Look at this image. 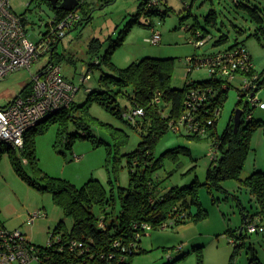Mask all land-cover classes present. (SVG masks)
I'll return each mask as SVG.
<instances>
[{
  "label": "rangeland",
  "instance_id": "1",
  "mask_svg": "<svg viewBox=\"0 0 264 264\" xmlns=\"http://www.w3.org/2000/svg\"><path fill=\"white\" fill-rule=\"evenodd\" d=\"M11 0L13 11L28 20V30L31 39L39 40L51 30L57 19V13L48 0ZM145 0H117L113 4L102 7L100 0H86L87 7L93 10V21L83 22L77 28L69 31L59 46L58 53L65 54L75 60L74 64L63 60V73L80 88L76 94L72 117L86 120L91 125L94 138L75 139L73 148L69 149L66 142H58L61 126L67 125L70 134H83L68 117L56 115L53 119L39 125L38 131L31 132V143L35 146L36 160L28 161V155L22 150L9 152L6 146H0V212L1 218L10 230H21L37 246H47L52 239V233L61 221L65 222V229L71 231L74 221L65 215L62 207L58 206L50 192H39L32 187L19 172L26 173L35 181L40 182L42 175L68 180L77 187H83L93 179L99 180L109 195L118 196L120 187L130 184V169L124 156L135 151L142 142V132L131 123L108 112L103 106L91 103L88 108L83 107L89 98L90 90L101 87L102 71L94 69L92 79L88 83L82 82L88 65L98 59H92L88 53V45L93 38L105 40L102 55L112 45L109 37L117 40L126 32L125 41L113 55V62L119 68H126L133 62L145 57L173 58L175 69L173 73V88L181 89L187 82H206L210 80L208 68L195 67L191 70V60L194 57L201 60L211 53L227 49L236 42L243 43L253 58L258 73L264 71V32L256 35L262 24L253 19L243 8L237 7L232 0H160L161 5L156 9L166 12L152 14V9L140 11ZM245 4L258 8L264 20V0H245ZM211 10L218 13L217 25H206L205 17ZM83 15V9H78ZM189 14V18L182 20ZM201 22L209 31L206 45L198 48L195 36L185 28L193 24L194 20ZM241 30L242 32H238ZM162 34V41L155 45L148 42L154 32ZM222 34L230 40L224 45L215 46ZM52 56L48 54L29 69H23L8 76L0 82V107L13 102L24 90L29 91L32 74L51 63ZM101 59V58H99ZM58 62V61H57ZM105 70H107L104 67ZM85 70V71H84ZM242 80L238 77L233 82L229 97L224 104L217 124V132L222 134L240 107L239 90ZM258 106L254 108L255 119L264 121V88L256 93ZM119 102L123 111H131L132 106L126 96H120ZM250 103V96L243 98L242 108ZM91 117L99 120H92ZM126 121H128L126 119ZM100 122L104 123L102 125ZM129 122V121H128ZM130 123V122H129ZM120 130V131H119ZM129 135L128 143L121 145L117 138ZM58 143V144H57ZM64 143V144H59ZM251 150L244 165V172H251L260 166L264 170V125L252 135ZM187 147L192 154H178L175 158L165 157L163 166L154 175V180L163 190L179 186H189L196 180L201 184L199 195L204 208L209 211V217L198 223L191 222L179 228H167L148 233L143 237L142 247L151 250L148 254L136 256L133 264H166L169 256L178 253L176 249L193 250L197 245L204 246L202 256L204 264H229L234 245L232 238L226 236L228 229L240 231L244 227V208L251 215L257 212V203L247 188L241 186L236 179L223 182L224 190L209 189L205 185L207 172L214 158L212 139H189L175 132H169L158 144L156 157H161L169 150ZM1 153V151H3ZM76 155V156H75ZM17 157L15 165L11 158ZM76 157L80 159L77 160ZM18 168V170H17ZM242 173V175H243ZM118 205V204H117ZM119 208L117 209L118 212ZM40 216L32 222L31 217L37 212ZM95 212L102 216V212L95 208ZM54 237V241L58 240ZM245 243L237 256L236 264H250L252 249L264 264V233L251 234L244 232ZM176 247V248H174ZM165 248L169 250L165 251ZM252 248V249H251ZM199 252H192L188 257L176 264H199ZM30 264H41L33 261Z\"/></svg>",
  "mask_w": 264,
  "mask_h": 264
},
{
  "label": "trees",
  "instance_id": "2",
  "mask_svg": "<svg viewBox=\"0 0 264 264\" xmlns=\"http://www.w3.org/2000/svg\"><path fill=\"white\" fill-rule=\"evenodd\" d=\"M34 1H31L30 5ZM100 1L103 2L102 7H106L117 0ZM244 1L235 2L232 0L237 7L247 10L253 19L262 24L264 20L259 9L245 4ZM86 4L85 0L82 5H79L78 9H83V15L74 28H77L83 22L91 23L93 21V10L88 8ZM160 5L161 2L159 5H151V0H145L140 7V11H145L147 8L152 9V14H160L164 17L166 12L156 10ZM54 10L57 13V21H61L68 14L67 11ZM187 18H189V14L183 16L182 20L184 21ZM217 18V11L211 10L205 17L206 25L216 26ZM129 28L130 24L126 32L129 31ZM186 31L192 32L195 36L196 45L199 41H205L209 34L207 28L203 27L201 22L196 19L193 24L186 28ZM126 32H123L117 40L113 39L112 36L109 37L108 40L112 41V45L103 55L102 50L105 40L93 38L90 41L88 53L93 60H98L89 63L88 73L91 74L94 69L102 71L101 87L90 90L88 101L83 107H86L88 112L91 103H97L124 122L130 125L132 123L134 127L140 128L142 142L135 151L124 155L130 169V184L127 187H120L119 194L116 196L115 194L109 195L101 182L96 179L79 188L68 180L47 175H42L41 181L38 182L26 173L18 171L20 176L39 192L52 193L54 202L63 208L67 217L72 218L74 221L71 231L64 230L65 222L61 221L52 233L51 242L47 246H37L38 254L42 258L40 263L133 264L136 256L151 252L141 245L143 237L148 233L167 228H178L191 222L198 223L206 220L209 217V211L201 203L199 195L201 184L198 180L189 186L173 187L167 192H163L154 180V175L162 168L165 157L175 158L181 153L192 154L191 149L178 147L167 151L159 158L156 157L155 151L159 142L169 132H175L194 140L212 139V147L217 150V155L208 169L205 183L211 191L214 188L226 191L222 185L223 182L236 179L241 186L248 189L257 203V212L253 215L244 208V227L240 231L234 229L226 231V235L230 239L232 238L231 241H234V243L230 242L234 245V250L229 264H236L235 261L240 249L245 246V243L239 242L244 239V232L248 231V226L254 223L260 228H264V171L255 170L248 177L242 178L245 161L251 150L252 135L264 125L263 120L255 119L253 115V110L257 106L254 105L251 108L250 103H247V106L242 108L243 98L245 96L251 97L253 94H255L253 97L255 98L256 93L264 88V71L261 73L256 71L249 50L243 43L236 42L233 46L211 53L201 60L213 58L219 54L232 53L237 49H245L252 64L248 71L238 70L231 73L235 76L232 80L224 74V71H220L219 74L210 73V80L206 82H187L181 89L173 88L172 79L175 69V59L173 58L145 57L133 62L126 68H119L114 64L113 55L116 49L123 45ZM238 32L242 31L239 30ZM261 32H264V27L260 28L256 35L259 36ZM229 40L228 35L222 34L216 41L215 46L224 45ZM59 44L52 51L51 63L61 65L63 60H67L69 63L74 64L75 60L72 57L58 53ZM205 45L206 41L203 46ZM203 46L197 45L198 48ZM196 60H198L197 57L192 59L191 70L196 67L194 65ZM223 68L224 65H221V69ZM229 70L233 72L231 67H229ZM238 77L242 80L238 105L239 109L244 111L242 123L236 131L234 118L237 109L225 131L220 134L217 132L219 117L216 118L215 112L217 110L222 112L233 87V82ZM245 78H249L251 82L249 93H246L243 89ZM30 89L31 84L29 91ZM29 91L24 90L22 94ZM195 91L205 93L204 101L198 102L193 98L192 93ZM121 95L129 99L132 106L130 112L122 110L119 102ZM74 103L75 101L70 108L61 110L47 120L49 121L60 114L66 119L68 117L78 128L85 131L83 134H70L66 124L61 126L58 142H66L69 149L73 148L74 141L78 137L84 139L94 138L91 125L86 117L80 119L69 115L74 110ZM190 103L192 106L189 105ZM136 110H142L143 114L134 117L133 113ZM183 116H188V121L191 118L198 126L204 127L205 133L195 132L189 128V122L180 125ZM249 116H251L250 119H248ZM212 118L214 122L209 125L208 122ZM91 119L99 122L97 118L91 117ZM100 123L105 125L102 122ZM175 125L177 126L175 127ZM38 127L31 129L25 137V146L22 153L28 155L27 160L29 162L36 160L35 146L34 143H31L30 133L38 131ZM128 137L127 134L122 138L116 137L119 140L118 145L127 144ZM7 150L12 152L13 149ZM3 152L4 150L1 151V153ZM11 158L14 165L19 160L17 157L11 156ZM96 207L102 212V216L95 212ZM147 227H150L151 230L148 231ZM256 233H264V231L258 230ZM56 235H59L58 241L53 240ZM202 249L203 247L195 248V251L200 254L199 264H204ZM164 250L169 249L165 248ZM179 251L181 252L180 249ZM252 252L250 264H262L253 249ZM188 255L189 253H185L175 261H169L168 264L183 261Z\"/></svg>",
  "mask_w": 264,
  "mask_h": 264
},
{
  "label": "built area",
  "instance_id": "3",
  "mask_svg": "<svg viewBox=\"0 0 264 264\" xmlns=\"http://www.w3.org/2000/svg\"><path fill=\"white\" fill-rule=\"evenodd\" d=\"M36 1V0H35ZM238 2L240 0H234ZM82 5L85 0H79ZM160 0H151V5H159ZM82 15L78 13V7L69 11L65 18L52 24V29L44 34L39 40L31 39L28 30V20L25 16L17 15L12 7L11 0H0V82L8 76L23 69H31L32 66L52 51L59 44L61 39L67 36L78 22ZM186 29V28H185ZM162 41V34L155 31L154 35L148 39L151 44H159ZM205 41L197 42L198 46H203ZM191 63L192 60H191ZM194 65L208 68L211 74H224L234 79L231 73L235 71H248L252 64L245 49H237L232 53L219 54L206 60H196ZM221 65L224 68L221 69ZM232 68L233 72L229 70ZM231 74V75H230ZM31 89L29 92L19 95L8 106L0 108V146L4 145L8 149L22 150L25 146L26 134L33 128L47 121L63 109L70 108L75 101L76 94L80 88L74 82L67 80L63 73L62 66L51 63L40 69L36 74H32ZM92 79L90 73H85L82 82L87 83ZM249 78L244 79L246 93L251 90ZM205 93L195 91L192 96L195 100L204 101ZM253 94L250 101L258 106L259 101ZM192 106V104H189ZM194 108V107H193ZM142 110H136L133 116L142 115ZM221 111L215 112L216 118L220 117ZM251 116L248 117L250 119ZM189 122V128L195 132L205 133L204 127L201 128L194 123L188 116H183L180 125ZM214 119L209 120L212 125ZM177 125H175L176 127ZM214 158L217 150L212 149ZM79 160V157H76ZM44 216L37 212L32 215V222L36 218ZM148 231L151 230L147 227ZM258 230L264 231L256 224L248 226V232L256 233ZM59 240V237H58ZM57 240V241H58ZM51 242V239H50ZM49 242V243H50ZM234 243V241H231ZM37 245H35L21 230H10L0 218V264H30L33 261H41L38 254Z\"/></svg>",
  "mask_w": 264,
  "mask_h": 264
},
{
  "label": "water",
  "instance_id": "4",
  "mask_svg": "<svg viewBox=\"0 0 264 264\" xmlns=\"http://www.w3.org/2000/svg\"><path fill=\"white\" fill-rule=\"evenodd\" d=\"M54 9L63 10V11H73L77 7H79V0H48ZM59 2H62L59 5ZM244 111L242 109H238L235 113V129L236 131L239 129L241 123H242V117H243Z\"/></svg>",
  "mask_w": 264,
  "mask_h": 264
},
{
  "label": "crops",
  "instance_id": "5",
  "mask_svg": "<svg viewBox=\"0 0 264 264\" xmlns=\"http://www.w3.org/2000/svg\"><path fill=\"white\" fill-rule=\"evenodd\" d=\"M85 71V70H84ZM65 77L67 78V80H69V81H71L72 82V80H70L66 75H65ZM88 83V82H87ZM9 105V104H8ZM8 105H6V106H8ZM6 106H3V107H6ZM3 107H0V108H3ZM76 156V155H75ZM213 161V160H212ZM255 170H260V171H264L260 166H256V169ZM254 170V171H255ZM253 170L251 171V172H244L243 173V175H242V178H246V177H248L250 174H252L253 172H254ZM0 214H1V212H0ZM0 218H1V215H0ZM1 220L4 222V224L6 225V222L1 218ZM7 226V225H6ZM180 227H182V226H180ZM179 228V227H178ZM231 229V228H230ZM227 236V235H226ZM228 237V236H227ZM229 238V237H228ZM185 246V245H184ZM184 246H183V249H181V247H179L178 249H176L177 250V252L178 253H176V254H172V255H170L169 256V259H168V261L166 262V264H168L169 263V261H175L176 259H178V258H180L183 254H185V253H189V254H192V252L194 253V252H197V251H195V248L196 247H203L204 248V246H202V244L201 245H197V246H195L194 248H193V250L191 251V250H185L184 251ZM174 248H176V247H174ZM169 249V248H168ZM179 249L181 250V252L179 251ZM148 250V249H147ZM148 251H151V250H148ZM233 254V253H232ZM232 256V255H231ZM231 256H230V259H231ZM229 263H230V260H229Z\"/></svg>",
  "mask_w": 264,
  "mask_h": 264
},
{
  "label": "flooded vegetation",
  "instance_id": "6",
  "mask_svg": "<svg viewBox=\"0 0 264 264\" xmlns=\"http://www.w3.org/2000/svg\"><path fill=\"white\" fill-rule=\"evenodd\" d=\"M62 2H59V5L61 4Z\"/></svg>",
  "mask_w": 264,
  "mask_h": 264
}]
</instances>
